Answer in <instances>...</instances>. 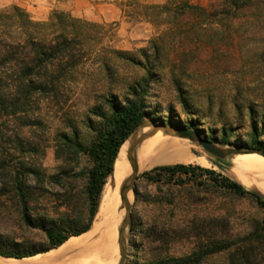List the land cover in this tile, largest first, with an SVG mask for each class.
I'll return each mask as SVG.
<instances>
[{
  "label": "rangeland",
  "instance_id": "rangeland-1",
  "mask_svg": "<svg viewBox=\"0 0 264 264\" xmlns=\"http://www.w3.org/2000/svg\"><path fill=\"white\" fill-rule=\"evenodd\" d=\"M111 1L116 3V16L104 17L103 9L94 6L80 16L59 8L37 20L17 0H0V32L7 42L26 39L21 14L47 23L55 12L66 13L87 25L85 60L69 71L56 91L23 99L13 81L14 65L2 71L0 187L9 190L0 193L3 248L44 249L51 226L79 228L86 223L85 174L91 163L85 154L73 159L62 150L61 136L90 140L91 126L99 122L98 113L108 112V101L124 102L130 87L143 81L149 82L150 113L143 126L151 136L137 140L129 156L137 162L139 146L158 134L186 141L197 149V157L211 162L206 169L264 196L263 156L240 154L220 160L173 132L191 130L225 150L243 153L253 140L264 145V0H242L241 9L231 8L225 0H102L98 5ZM55 31L43 34L51 38ZM171 165L177 164H159L138 173V196L133 193L131 200L122 264H130L134 257L187 256L198 249V236L204 234L230 239L234 246L202 264H233L232 253L241 256L253 247L255 255L246 264H264V245L249 241L253 221L263 218L255 202L213 187L181 188L142 177ZM17 173L29 188L28 208L11 188Z\"/></svg>",
  "mask_w": 264,
  "mask_h": 264
},
{
  "label": "trees",
  "instance_id": "trees-1",
  "mask_svg": "<svg viewBox=\"0 0 264 264\" xmlns=\"http://www.w3.org/2000/svg\"><path fill=\"white\" fill-rule=\"evenodd\" d=\"M241 1L225 0L231 8L236 9L243 7ZM186 6L195 9L188 3ZM167 7L165 5L150 6L149 8L165 9ZM21 21L27 31V34L24 33L26 35L25 40L16 43L7 42L3 38V32H0V81L3 80L4 66L14 65L16 76L13 81L16 91L20 93V96L22 95L23 99H28L31 95L36 94L48 95L58 89L70 70L77 68L84 62L86 51L84 39L87 25H82L81 22L66 13L59 14L58 12H55L47 23L34 22L25 14H21ZM48 29L56 30L51 38L43 34ZM149 73L152 71L149 70ZM145 82L131 86L129 97L124 102H120L117 98L108 101V112L98 113L99 122L91 126L92 136L90 140L80 142L75 135L61 136L60 148L62 150L66 149L73 159L85 154L91 163L85 174L86 223L79 228L51 226L46 230L48 245L44 249L27 250L20 246H9L8 248L0 246V258L21 260L45 254L62 247L71 238L81 236L92 229L105 188L108 181L114 176L116 161L122 147L135 130L150 118L146 104L149 82L146 84ZM226 141L223 140V142ZM246 146L250 150L264 152V145L258 140H253ZM142 177L154 183L181 188L186 186L213 187L253 200L262 211L263 218L253 221V231L249 235V241L251 244L257 241L262 246L264 245V196L261 193L247 190L239 182L223 177L213 170L193 165L161 166L150 172H145ZM11 188L23 206L28 208L29 188L22 180L21 173H17L13 177ZM3 191L9 190L5 186L4 188L0 187V193ZM135 194L138 196L137 186L135 187ZM73 224L76 225V222ZM132 231L134 235L138 233L135 224ZM198 238L200 243L198 249L187 256L154 260H137V257H134L130 264H202L207 257L231 251L234 246V242L230 239L214 238L208 234H204L202 237L199 235ZM256 250V247L250 251L244 250L241 256L239 253L237 255L232 253L233 264L251 263Z\"/></svg>",
  "mask_w": 264,
  "mask_h": 264
},
{
  "label": "bare ground",
  "instance_id": "bare-ground-1",
  "mask_svg": "<svg viewBox=\"0 0 264 264\" xmlns=\"http://www.w3.org/2000/svg\"><path fill=\"white\" fill-rule=\"evenodd\" d=\"M150 134V129L142 126L125 142L116 161L114 177L105 188L95 222L88 233L73 237L62 247L44 256L38 255L21 261L8 259L6 263L0 260V264H120L126 243L125 225L128 222L133 197V192L130 191L129 204L122 209L120 189L125 175L130 170L128 162L130 150L137 140H142ZM139 147H141L137 158L139 171L159 164H197L204 168L211 167L207 157H197L194 154L197 149L188 142L168 138L162 134L148 138ZM156 153L159 154L158 158L154 156ZM260 174L264 184V170L260 171ZM250 186L247 185L248 188H251ZM261 192L264 193V186Z\"/></svg>",
  "mask_w": 264,
  "mask_h": 264
},
{
  "label": "water",
  "instance_id": "water-1",
  "mask_svg": "<svg viewBox=\"0 0 264 264\" xmlns=\"http://www.w3.org/2000/svg\"><path fill=\"white\" fill-rule=\"evenodd\" d=\"M143 125H141L140 127H142ZM137 129L135 130V132L137 131ZM173 132L177 134L180 138L189 139L193 142H197L200 146L203 147V149L208 154L220 160L226 159L227 157L231 155H240V154H259L264 157V152L255 151V150H248L247 152L245 151L244 153L241 151L225 150L219 147L215 142L209 139L202 138L197 132H194L191 130L179 128V129H174ZM134 133L131 136H133ZM135 144L136 143H134V145ZM134 145L132 149L134 148ZM128 162L130 164V170L125 175L124 180L121 185V189H120V199H121L122 209L125 208V206L129 204V200H128L129 192L132 191L133 193H135L136 181L138 179V173H139L138 164L132 156H129ZM130 220H131V208L128 213V222L125 225L126 229L128 228V224ZM125 232H124V235H125ZM124 260H125V252L123 248L122 260L120 264H122Z\"/></svg>",
  "mask_w": 264,
  "mask_h": 264
},
{
  "label": "crops",
  "instance_id": "crops-1",
  "mask_svg": "<svg viewBox=\"0 0 264 264\" xmlns=\"http://www.w3.org/2000/svg\"><path fill=\"white\" fill-rule=\"evenodd\" d=\"M102 0H69L68 3L62 0H17V5L25 11L29 12L37 20L46 19L49 14L55 9H65L71 11L74 15L80 16L87 12H91L94 6L101 8L104 11V17H107L106 13H110L116 16L117 6L116 3L100 4L98 2Z\"/></svg>",
  "mask_w": 264,
  "mask_h": 264
}]
</instances>
